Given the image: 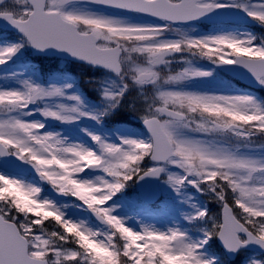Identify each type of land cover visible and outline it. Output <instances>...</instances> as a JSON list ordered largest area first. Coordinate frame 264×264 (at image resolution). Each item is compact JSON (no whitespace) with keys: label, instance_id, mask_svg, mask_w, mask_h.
<instances>
[{"label":"snow or ice","instance_id":"obj_1","mask_svg":"<svg viewBox=\"0 0 264 264\" xmlns=\"http://www.w3.org/2000/svg\"><path fill=\"white\" fill-rule=\"evenodd\" d=\"M0 22L14 33L0 38V264H217L214 239L264 250V96L219 79L245 69L264 89V0H0ZM29 52L99 73L96 102ZM122 111L135 127H108ZM141 182L175 203L130 201Z\"/></svg>","mask_w":264,"mask_h":264},{"label":"rangeland","instance_id":"obj_2","mask_svg":"<svg viewBox=\"0 0 264 264\" xmlns=\"http://www.w3.org/2000/svg\"><path fill=\"white\" fill-rule=\"evenodd\" d=\"M167 188V186H165Z\"/></svg>","mask_w":264,"mask_h":264},{"label":"trees","instance_id":"obj_3","mask_svg":"<svg viewBox=\"0 0 264 264\" xmlns=\"http://www.w3.org/2000/svg\"><path fill=\"white\" fill-rule=\"evenodd\" d=\"M53 223V222H52ZM52 223H51V225H52Z\"/></svg>","mask_w":264,"mask_h":264}]
</instances>
